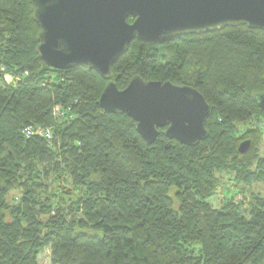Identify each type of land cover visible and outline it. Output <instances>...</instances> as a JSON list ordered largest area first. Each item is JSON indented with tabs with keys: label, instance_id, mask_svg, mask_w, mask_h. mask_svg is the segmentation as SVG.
Here are the masks:
<instances>
[{
	"label": "trees",
	"instance_id": "trees-1",
	"mask_svg": "<svg viewBox=\"0 0 264 264\" xmlns=\"http://www.w3.org/2000/svg\"><path fill=\"white\" fill-rule=\"evenodd\" d=\"M39 33L30 0H0V264H39L46 247L52 264H264V193L209 201L223 173L264 181L260 132H239L264 116L253 97L264 92V30L135 38L113 65L120 89L135 75L197 88L210 112L195 145L165 128L148 145L126 112L101 108L108 80L49 66ZM31 125L51 127L52 142L27 137Z\"/></svg>",
	"mask_w": 264,
	"mask_h": 264
},
{
	"label": "water",
	"instance_id": "water-1",
	"mask_svg": "<svg viewBox=\"0 0 264 264\" xmlns=\"http://www.w3.org/2000/svg\"><path fill=\"white\" fill-rule=\"evenodd\" d=\"M40 26L37 52L56 69L88 65L108 82L99 104L126 112L148 145L161 129L169 139L195 145L209 136L210 105L191 85L132 77L120 89L113 65L133 39L155 42L246 25L264 30V0H30ZM133 18V21H130ZM264 110V92L254 94ZM251 140L239 145L241 154Z\"/></svg>",
	"mask_w": 264,
	"mask_h": 264
},
{
	"label": "rangeland",
	"instance_id": "rangeland-1",
	"mask_svg": "<svg viewBox=\"0 0 264 264\" xmlns=\"http://www.w3.org/2000/svg\"><path fill=\"white\" fill-rule=\"evenodd\" d=\"M133 21V20H132ZM12 74H6L5 80L8 84L12 85L15 84L13 81L16 77L11 76ZM13 79V81H12ZM9 81H12L9 83ZM263 119L264 116L257 117ZM260 119V120H261ZM240 125V124H239ZM243 131V130H242ZM241 132V131H240ZM262 142V140H261ZM261 146V147H260ZM260 151L263 153L264 148L262 144H260ZM235 176L227 173H223L220 175V185L218 186L215 195L209 199V201L215 207H221L224 204V200L226 197H233L236 201L240 200H247L250 201L252 199V195L256 193H264V181L262 182H247V181H237L234 179ZM63 185H66L64 182ZM254 193V194H253ZM20 190H14L9 196V199H17L20 198ZM38 263L39 264H52V257H51V248L46 247L44 251H42L38 256Z\"/></svg>",
	"mask_w": 264,
	"mask_h": 264
},
{
	"label": "built area",
	"instance_id": "built-area-1",
	"mask_svg": "<svg viewBox=\"0 0 264 264\" xmlns=\"http://www.w3.org/2000/svg\"><path fill=\"white\" fill-rule=\"evenodd\" d=\"M13 81V79H12ZM12 81H9L12 82ZM14 82V81H13ZM62 114V108L57 106L55 108V116L56 118L60 117ZM252 118L251 120L245 121L239 125V132L242 130L246 131L247 129L257 130L260 132L261 135V144L264 148V118ZM24 133L27 137L30 136H41L44 137L47 141L50 143L52 142V139L54 138L53 131L51 127H43L39 125H31L29 127H26L24 130Z\"/></svg>",
	"mask_w": 264,
	"mask_h": 264
},
{
	"label": "flooded vegetation",
	"instance_id": "flooded-vegetation-1",
	"mask_svg": "<svg viewBox=\"0 0 264 264\" xmlns=\"http://www.w3.org/2000/svg\"><path fill=\"white\" fill-rule=\"evenodd\" d=\"M249 129H247L246 131H248ZM246 131H242V132H240V133H243V132H246Z\"/></svg>",
	"mask_w": 264,
	"mask_h": 264
}]
</instances>
